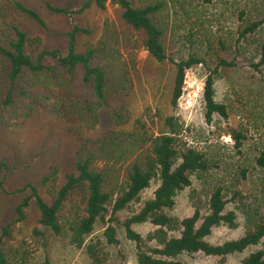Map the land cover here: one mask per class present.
I'll return each mask as SVG.
<instances>
[{"label":"rangeland","instance_id":"rangeland-1","mask_svg":"<svg viewBox=\"0 0 264 264\" xmlns=\"http://www.w3.org/2000/svg\"><path fill=\"white\" fill-rule=\"evenodd\" d=\"M26 8L34 11L42 25L15 9L6 0H0V47H6L13 39L11 26L18 27L33 39L27 48L34 57L38 50H58L62 55L68 51L67 34L74 27L88 33L76 35L75 51L84 52L97 46L105 36L112 35L118 40L120 69L119 87L123 90L110 93L107 107L89 110L93 102L91 87L82 80L83 70L77 67L71 73L60 69L53 61L52 73L32 74L23 72L15 84L13 101L9 106H0V235L10 225L11 234L4 239L1 248L30 253L28 264H41L47 256L52 264H89L85 249L74 247L69 241L67 224L84 207V191L76 190L67 199L60 213V222L66 230L61 235H53L38 224V211L33 204L26 211L22 222L15 223V208L21 203L25 193L19 192L28 185L40 192L43 200L50 204L54 192L65 181V176L74 172L75 150L80 139H96L108 131H129L135 120L145 118L146 111L152 117L159 113L150 125V131L162 129L163 119L174 116L183 125L184 137L189 145L200 150L220 149V153L232 154V141L226 135L227 127H242L247 131L245 163H250L254 151L264 145V79L244 66L242 56L227 50L230 39L237 37L241 24L235 14L244 7V0H213L211 6H200L195 0H130L134 7L149 2H163L166 10L162 17L166 23L163 37L168 60L159 63L143 48L141 33L130 30L121 19V9L111 3L105 10L95 6L78 13L83 0H18ZM67 10L68 14L54 13L48 7ZM254 19L264 20V0H254V5L245 7ZM234 14V16H233ZM264 37L263 31L260 33ZM218 41L225 45L226 52H211ZM209 46V48H208ZM191 48L202 49L213 57L234 60L235 68L221 69L215 81V99L229 107V120L214 116L211 124L205 122L202 88L206 71L196 66L186 72L182 96L177 107L170 106L174 66L171 61L186 58ZM104 60L95 58L92 66H105ZM6 62L0 57V103L9 90L5 79ZM24 93V95L21 94ZM114 111L126 114V122L116 125L111 119ZM4 166H1V164ZM242 160H228L226 173ZM102 165V164H101ZM100 165V166H101ZM55 179L49 186L42 180L51 171ZM158 181L151 182L139 198L128 208L119 212L120 221L137 213L152 197ZM201 182L192 177V186L178 193L175 206L169 215L183 219L191 216L189 202L191 189L201 190ZM232 209V208H231ZM238 226L215 228L208 237L211 244L237 239L242 235V218L238 216ZM119 240L118 246L106 245L103 227L97 224L86 243H101L106 253L105 264H138L134 244L125 238L123 228L114 225ZM133 229L142 236L153 230L148 223L135 225ZM34 231L42 235L36 236ZM176 236V233H171ZM264 248V243L247 248L239 254L225 257L203 254H182L178 260L182 264H240L250 253Z\"/></svg>","mask_w":264,"mask_h":264},{"label":"trees","instance_id":"trees-1","mask_svg":"<svg viewBox=\"0 0 264 264\" xmlns=\"http://www.w3.org/2000/svg\"><path fill=\"white\" fill-rule=\"evenodd\" d=\"M15 9L29 16L42 25L38 15L26 8L18 0H6ZM237 1V0H236ZM235 17L241 24L237 37L228 41L227 50H232L235 57L242 56L244 66L264 79V20L254 19L245 7L254 5V0H244ZM238 2V1H237ZM111 3L121 9V19L133 32L141 33L143 48L155 61L168 60L163 37L166 23L162 17L166 10L163 2H149L134 7L130 0H83L78 13L95 6L105 10ZM200 6H211L213 0H195ZM54 13L68 14L67 10L53 7ZM234 16V14H233ZM13 39L6 47H0V57L6 62L5 79L9 90L0 106H9L13 101L15 84L25 71L32 74L52 73L53 61L60 69L71 73L77 67L83 70V82L91 87L93 102L89 110L107 107L110 93L121 92L119 87L120 67L118 40L112 35L105 36L97 46L84 52L75 51L76 35L88 33L85 29L74 27L68 36V51L62 55L58 50H38L33 57L27 50L34 40L26 36L16 26H11ZM225 45L218 41L211 52H226ZM209 48V46H208ZM202 49L191 48L184 59L171 61L174 77L171 90L170 106L177 107L182 96L185 75L188 70L202 66L206 76L202 88V104L205 122L211 124L217 116L229 120V107L215 99V81L221 69L237 66L234 60L213 57ZM104 60L105 66H92L95 58ZM22 95L24 93L21 92ZM146 111L145 118L133 123L131 130H111L103 136L80 139L75 150L74 172L65 176L62 186L57 189L51 203H46L34 186L28 185L19 192L25 193L21 203L15 208V223L22 222L31 204L38 211V224L53 235H61L66 227L60 222V213L68 197L76 190L84 191L85 202L81 214L67 224L69 241L76 248H84L89 264H105L106 253L101 243H86L97 224L103 227V239L106 245L118 246L119 240L114 225L123 228L125 238L132 242L138 264H182L178 257L182 254H203L205 256L225 257L239 254L247 248L264 243V145L255 149L250 163H245V144L247 131L242 127H227L233 143L232 154L220 153L219 148L200 150L189 145L184 137L183 125L174 116L163 119L162 129L151 132L150 125L159 113L152 117ZM111 119L116 125L126 122V114L114 111ZM227 174L228 160H239ZM102 164V165H101ZM101 165V166H100ZM1 166H4L2 163ZM192 177L201 182V190L191 189L189 202L192 214L177 219L168 213L175 206L179 192L190 189ZM55 179V171L43 178L42 185L49 186ZM157 180L158 186L152 197L142 208L130 217L120 221L117 214L149 188ZM232 208V209H231ZM238 216L242 218V235L237 239L211 244L208 237L219 226L237 228ZM148 223L153 230L142 236L133 227ZM11 226H6L0 235V264H28L30 253L19 250L3 251L1 244L11 234ZM171 233H176L172 236ZM36 236L42 235L34 231ZM52 264L45 256L43 263ZM240 264H264V248L247 255Z\"/></svg>","mask_w":264,"mask_h":264}]
</instances>
